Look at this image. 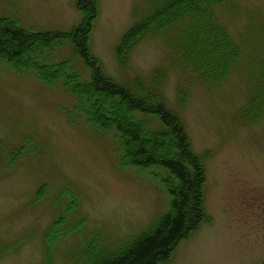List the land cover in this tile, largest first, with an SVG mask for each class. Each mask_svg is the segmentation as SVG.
<instances>
[{
	"label": "rangeland",
	"instance_id": "374dc122",
	"mask_svg": "<svg viewBox=\"0 0 264 264\" xmlns=\"http://www.w3.org/2000/svg\"><path fill=\"white\" fill-rule=\"evenodd\" d=\"M229 1L219 5V19L241 46L237 67L218 84L189 80L181 106L176 89L189 72L171 66L160 36L142 39L128 68L116 60L115 45L142 0H96L89 49L102 69L128 83L166 64L168 106L181 116L194 151L208 150L203 196L211 219L180 238L158 264L264 260V111L253 121L242 112L257 80L246 42L256 46L253 53L261 51L264 0ZM0 15L34 30H67L81 19L75 0H0ZM31 56L46 63L66 59L83 79L90 76V67L66 38ZM77 103L61 77L46 81L33 68L17 69L0 58V240L5 244L0 264H42L52 242H45L47 227L64 210V233L51 245L53 264H80L81 240L98 234L102 245L114 247L169 208L167 169L120 164L118 139L88 121ZM150 117L151 124L157 122ZM76 197L77 209H68Z\"/></svg>",
	"mask_w": 264,
	"mask_h": 264
},
{
	"label": "trees",
	"instance_id": "16d2710c",
	"mask_svg": "<svg viewBox=\"0 0 264 264\" xmlns=\"http://www.w3.org/2000/svg\"><path fill=\"white\" fill-rule=\"evenodd\" d=\"M227 1L230 2L142 0L140 7L135 5L133 20L115 45L117 62L128 68L136 45L149 36H160L168 46L167 60L171 66L189 72L187 81L180 82L176 89L177 103L184 105L189 80L218 84L237 67L241 58V46L219 19L218 7ZM75 3L81 19L67 30L28 29L16 17L0 15V58L17 69L33 68L46 81L61 77L77 96V107L86 119L98 129L110 130L118 139L120 164H157L167 169L163 182L171 198L165 212L155 215L144 230L120 240L114 247L102 245L98 234L88 241L81 240L78 246L80 264L86 261L88 264H158L168 259L180 238L193 232L203 220L211 219L205 213L203 196L204 159L208 150L194 151L181 116L168 106L164 94L166 64L157 65L147 75L136 74L128 83L118 82L102 69L89 49V33L97 14L96 0H75ZM260 33V52L253 53L256 46L246 42L257 75L242 110L244 119L248 117L251 121L264 111V16ZM61 38L69 40L74 53L90 67L87 79L71 69L66 59L46 63L31 56L37 49ZM149 115L157 122L151 124L154 119ZM68 209H77V197L69 202ZM67 212L58 213L47 227L45 242L51 238L52 242L46 248L42 264H53L51 245L64 233L61 223ZM4 248L0 240V250ZM255 264H264V260Z\"/></svg>",
	"mask_w": 264,
	"mask_h": 264
}]
</instances>
